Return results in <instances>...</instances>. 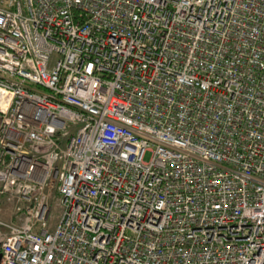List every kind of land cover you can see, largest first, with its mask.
I'll return each mask as SVG.
<instances>
[{"label":"built area","instance_id":"built-area-1","mask_svg":"<svg viewBox=\"0 0 264 264\" xmlns=\"http://www.w3.org/2000/svg\"><path fill=\"white\" fill-rule=\"evenodd\" d=\"M0 254L264 264V0H0Z\"/></svg>","mask_w":264,"mask_h":264},{"label":"rangeland","instance_id":"rangeland-1","mask_svg":"<svg viewBox=\"0 0 264 264\" xmlns=\"http://www.w3.org/2000/svg\"><path fill=\"white\" fill-rule=\"evenodd\" d=\"M149 159V153H147L144 157V160L147 161ZM50 205H51V209H52V212L55 213L57 210H58V199H57V195L55 193L52 194V200L50 202ZM11 211H6L4 217L5 218H10L11 217V214H10Z\"/></svg>","mask_w":264,"mask_h":264},{"label":"water","instance_id":"water-1","mask_svg":"<svg viewBox=\"0 0 264 264\" xmlns=\"http://www.w3.org/2000/svg\"><path fill=\"white\" fill-rule=\"evenodd\" d=\"M0 260H1V254H0Z\"/></svg>","mask_w":264,"mask_h":264}]
</instances>
